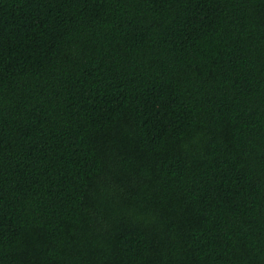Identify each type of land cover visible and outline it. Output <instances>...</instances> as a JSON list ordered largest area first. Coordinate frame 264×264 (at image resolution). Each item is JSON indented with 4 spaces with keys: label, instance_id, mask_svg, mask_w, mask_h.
Masks as SVG:
<instances>
[{
    "label": "trees",
    "instance_id": "1",
    "mask_svg": "<svg viewBox=\"0 0 264 264\" xmlns=\"http://www.w3.org/2000/svg\"><path fill=\"white\" fill-rule=\"evenodd\" d=\"M0 264H264V0H0Z\"/></svg>",
    "mask_w": 264,
    "mask_h": 264
}]
</instances>
